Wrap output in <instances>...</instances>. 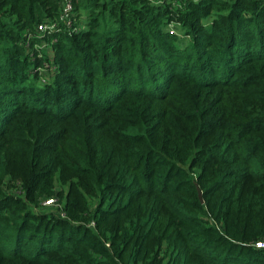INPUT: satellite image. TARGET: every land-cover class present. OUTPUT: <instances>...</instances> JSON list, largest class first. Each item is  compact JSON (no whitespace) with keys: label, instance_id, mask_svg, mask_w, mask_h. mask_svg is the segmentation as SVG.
<instances>
[{"label":"trees","instance_id":"trees-1","mask_svg":"<svg viewBox=\"0 0 264 264\" xmlns=\"http://www.w3.org/2000/svg\"><path fill=\"white\" fill-rule=\"evenodd\" d=\"M67 1L0 0V264H264V0Z\"/></svg>","mask_w":264,"mask_h":264},{"label":"built area","instance_id":"built-area-1","mask_svg":"<svg viewBox=\"0 0 264 264\" xmlns=\"http://www.w3.org/2000/svg\"><path fill=\"white\" fill-rule=\"evenodd\" d=\"M72 8H73V5L69 1L65 0V7L63 9V15L65 18L70 17ZM51 201L52 200H47L45 203L48 204V203H51ZM256 245L257 247H264V242L260 241Z\"/></svg>","mask_w":264,"mask_h":264},{"label":"rangeland","instance_id":"rangeland-1","mask_svg":"<svg viewBox=\"0 0 264 264\" xmlns=\"http://www.w3.org/2000/svg\"><path fill=\"white\" fill-rule=\"evenodd\" d=\"M170 31H172V32H181L180 31V29H179V27L178 26H176V25H174V24H170L168 27H167ZM179 34H182V33H179ZM187 42V41H186ZM42 80V79H41ZM40 80V81H41ZM46 206H48L47 208H44L43 210L44 211H54V210H56V205L55 204H53V203H48Z\"/></svg>","mask_w":264,"mask_h":264},{"label":"water","instance_id":"water-1","mask_svg":"<svg viewBox=\"0 0 264 264\" xmlns=\"http://www.w3.org/2000/svg\"><path fill=\"white\" fill-rule=\"evenodd\" d=\"M198 190H199V197L203 201V191L201 190L200 187L198 188Z\"/></svg>","mask_w":264,"mask_h":264}]
</instances>
